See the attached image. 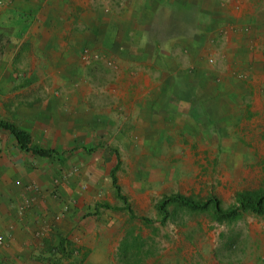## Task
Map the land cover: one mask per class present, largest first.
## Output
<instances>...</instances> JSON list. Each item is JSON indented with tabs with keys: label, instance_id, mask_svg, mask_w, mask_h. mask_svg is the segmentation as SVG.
Segmentation results:
<instances>
[{
	"label": "rangeland",
	"instance_id": "374dc122",
	"mask_svg": "<svg viewBox=\"0 0 264 264\" xmlns=\"http://www.w3.org/2000/svg\"><path fill=\"white\" fill-rule=\"evenodd\" d=\"M1 20L10 107L28 112L15 124L39 146L103 149L100 174L81 179L96 161L86 153L65 177L80 174L82 194L96 189L83 213L108 204L111 264L136 231L140 264H233L232 250L264 242V215L252 211L221 222L213 209L169 205L161 223L157 210L169 195L226 210L264 192V0H0ZM116 162L127 210L101 187Z\"/></svg>",
	"mask_w": 264,
	"mask_h": 264
},
{
	"label": "crops",
	"instance_id": "0c3cea01",
	"mask_svg": "<svg viewBox=\"0 0 264 264\" xmlns=\"http://www.w3.org/2000/svg\"><path fill=\"white\" fill-rule=\"evenodd\" d=\"M2 22L1 20V28H9L10 23ZM136 22L137 20H133L131 23ZM12 24L17 25L16 21ZM22 25L23 22H20L19 26ZM27 25L29 26L25 23L22 26L24 30ZM9 56L13 58V55ZM5 67L10 68L8 70L10 73L13 72L12 75L15 73L14 68L6 66L4 62L0 63V91H9L6 97L0 93V113L6 116V120H0L12 123L32 136L27 129L15 124L23 118L20 115L14 116V108L10 107L13 104V106L18 105L17 101L10 99L17 93L15 91L17 82L12 76L5 78L3 74V71L7 72ZM23 113V119L26 120L25 114L28 112ZM0 147L2 148L0 149V236L5 239L4 243L0 244V264H111L109 251H112V246L109 242L112 234L108 232L111 229H106L109 213L102 212L109 207L108 204L94 203L89 214L83 213L81 209L82 199L87 203V198L90 196L93 198L92 194L96 189L82 194L80 180H88L91 171L94 175L100 174L104 159H102L103 149L89 151V149H57L45 146L57 151L62 160L46 159L19 149L13 136L6 131H0ZM233 147L240 149L241 145L233 143ZM86 153L95 154L96 161L92 160V163L84 164L86 173L81 179L80 174L66 179V171L74 166L75 160L83 164V159L87 157ZM76 154H79L80 158L76 159ZM117 164V171L120 166L123 167V163L120 165L116 162L113 168L108 165L111 169L110 174L108 172L111 183L105 180L101 187L106 191L105 199L108 203L116 198L121 200L120 202L124 204L123 209L127 210L123 188L117 182L118 191L112 181V171ZM103 170H107L106 167ZM114 175L116 178V172ZM130 194L136 198L134 189ZM120 196L124 197V200L120 199ZM158 213L161 223L166 222L169 213L166 219L159 210ZM261 225L264 226V221ZM123 237L118 249H122L125 245L128 255L122 264H140L141 259L136 253L144 248L145 240L138 235V231L134 235L124 234ZM252 242H245L242 248L232 250L231 258L235 261L233 264H264V242L260 243L255 238Z\"/></svg>",
	"mask_w": 264,
	"mask_h": 264
},
{
	"label": "trees",
	"instance_id": "16d2710c",
	"mask_svg": "<svg viewBox=\"0 0 264 264\" xmlns=\"http://www.w3.org/2000/svg\"><path fill=\"white\" fill-rule=\"evenodd\" d=\"M0 131H6L13 136L19 149L26 153H30L33 156H39L42 158L61 159V155L52 148H46L36 145L33 142L32 136L25 130H22L12 123L0 120ZM118 164L112 171V181L114 187L119 191L117 181L115 178V172ZM120 199L124 200V197L120 196ZM169 205H176L181 208H186L193 212H206L213 209L214 218L217 221H232L238 217L239 211H252L259 215H264V192L256 193L255 195H241L239 198V208L232 207L230 209H223L220 202L214 198L209 197L205 201H195L189 197L182 195H169L163 197L158 203V210L163 214L164 218H167V207Z\"/></svg>",
	"mask_w": 264,
	"mask_h": 264
},
{
	"label": "built area",
	"instance_id": "2783aa9c",
	"mask_svg": "<svg viewBox=\"0 0 264 264\" xmlns=\"http://www.w3.org/2000/svg\"><path fill=\"white\" fill-rule=\"evenodd\" d=\"M5 241L4 237L3 236H0V244H3Z\"/></svg>",
	"mask_w": 264,
	"mask_h": 264
}]
</instances>
